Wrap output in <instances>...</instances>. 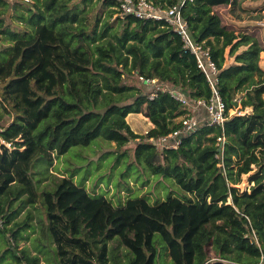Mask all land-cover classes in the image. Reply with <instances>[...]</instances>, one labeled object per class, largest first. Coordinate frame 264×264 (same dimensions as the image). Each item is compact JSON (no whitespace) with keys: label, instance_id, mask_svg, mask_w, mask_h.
Segmentation results:
<instances>
[{"label":"trees","instance_id":"16d2710c","mask_svg":"<svg viewBox=\"0 0 264 264\" xmlns=\"http://www.w3.org/2000/svg\"><path fill=\"white\" fill-rule=\"evenodd\" d=\"M92 1L33 0L22 12V3L0 0V36L11 41L1 49L6 58L0 60V110L14 113L8 125L0 123V214L10 222L18 210L6 213L4 205L26 194L23 202L36 207L41 197L57 264H123L110 256L114 239L128 249L126 264H264V47L256 35L228 29L214 11L234 0H186L182 13L194 39L211 49L224 100L229 105L239 97L242 108L253 110L231 115L224 132L203 122L164 152L151 137L170 133L179 126L177 117L192 110L168 92L151 98L154 85L139 76L179 86L191 99H209L210 84L165 21L122 17L114 0H98L107 5L109 20H89ZM153 1L170 6L180 0ZM14 17L23 28L13 24ZM115 21L119 28L111 25ZM227 49L235 58L229 64ZM255 80L259 84L248 88ZM143 110L153 127L139 134L126 117ZM100 140L118 147L133 143L132 155L127 149L119 154L131 157L120 170L123 181L116 182L118 192L127 191L125 200L119 195L115 205L67 177L39 191L37 165L52 164L53 152L60 158L74 146ZM133 165L158 176L154 187L161 185L165 195L155 193L151 200L130 193ZM253 165L259 169L251 173ZM245 174L250 184L242 190ZM25 225L31 223H17L12 237L22 236ZM7 230L0 228L5 237ZM8 254L4 264H40L27 248L19 254L10 245L0 262Z\"/></svg>","mask_w":264,"mask_h":264},{"label":"rangeland","instance_id":"374dc122","mask_svg":"<svg viewBox=\"0 0 264 264\" xmlns=\"http://www.w3.org/2000/svg\"><path fill=\"white\" fill-rule=\"evenodd\" d=\"M31 5L32 4H20L19 9L20 11L25 12L27 7ZM107 10V5H103L102 2H99L98 0H93L91 4H88L89 16L87 17L89 20H94L97 16H100L103 20H109ZM214 11L219 12L222 17L223 25L228 29L234 30L237 34L246 32L256 35L262 47H264V0H234L231 5L214 7ZM9 14L13 15L12 9L9 11ZM117 15L118 14L113 15L111 20L114 21ZM18 22V18L14 17L13 24L17 25ZM117 23L118 22L116 21L111 22L114 29L119 28ZM19 25L20 26L17 25V28L19 27V29L24 26L22 23ZM19 29L16 30L21 32ZM107 39L114 40L108 34ZM10 44L11 41L6 37L2 38V36H0V55L3 53L1 49L10 46ZM244 48L245 47H241V49ZM263 52L260 54V65L264 68ZM3 54H5V57L1 56L2 58H0V60L6 58V52ZM226 58V64L232 63L235 60L234 56L229 55L228 49L226 52ZM133 79L134 77L129 78V80L134 81ZM254 82H258L259 84V80H255L249 83L248 88L258 85L257 83L253 84ZM234 101L238 104L236 106L234 104L229 110V114L231 115H234L237 112L239 113V111H242L243 115L253 110L251 107L242 108V105L239 103V97ZM186 107L189 108L190 105H187ZM9 110L8 112L4 109L0 110V123L2 125H8L14 117L13 111L10 110V112ZM145 110L142 112H132L126 117V120L131 125L132 129L139 134L145 133L146 130L153 125L149 117L146 115ZM203 114H205V110L203 111ZM179 118L180 117H177L178 121ZM207 118L208 116L205 114L204 119ZM133 147V143L118 147L114 141L108 142L100 140L98 143H93L91 146H74L60 158L56 152H53L52 164H40L34 168V175L39 179V191L44 187L53 189L57 186V182L60 183L64 177H67L73 179L76 185L86 187L90 193H103L110 197L115 205H119V195H121V200H125L128 193L125 190L118 192V184L116 182L119 180L123 181L119 174L120 170L128 165V160L124 161V159L128 158L131 160V157L128 155L120 156L119 154L127 149L132 155ZM136 166H132L135 174L133 175L134 178L133 176L129 178L130 185L132 186L130 193H137L140 196H149L151 200H154V194L160 192L163 197L166 190L163 189L161 185H156V187H154V184H156L155 179H159L158 176L148 174L142 166L139 167L138 171ZM76 168H78V170ZM258 169L259 166L253 165L251 173ZM249 175L250 174L243 175V181L238 185L240 189L244 190L249 187ZM136 177H139V179L135 180ZM104 178L106 179L105 182H103ZM146 180H148L147 183L145 182ZM97 181L98 183L95 184ZM171 182V179H167V184L170 185ZM168 190H171V188L169 187ZM172 190L173 192L177 191L178 195L181 194L182 191L177 184L176 186L174 185ZM25 199L26 194H23L21 198H18L17 200L14 199L12 204L7 203L4 205V211L6 213L12 211V209H15V211L18 210V212L10 222H6V218L0 214V228L8 229L7 232H5L7 233L6 237L0 232V255L6 253L8 247L11 245L12 251H16L19 254L22 249L27 248L31 254L39 255L40 264H57L53 250L54 242L52 241L48 229V218L42 198L39 197L36 207L28 202H23ZM24 221H28V223L30 222L31 226H24L26 229L23 230L22 236H18L17 238L12 237V228L16 227L17 223H22ZM110 246V256L121 261L123 264H126L128 258L125 257V253L128 249L123 243L118 239H114L110 242ZM38 248H41V251H39ZM10 255L11 254H8L7 259L0 262V264L10 261ZM169 259V256H165L166 262L169 261Z\"/></svg>","mask_w":264,"mask_h":264},{"label":"built area","instance_id":"2783aa9c","mask_svg":"<svg viewBox=\"0 0 264 264\" xmlns=\"http://www.w3.org/2000/svg\"><path fill=\"white\" fill-rule=\"evenodd\" d=\"M12 4L22 3L30 4L32 0H7ZM117 3L116 7L120 9V15H131L144 20L165 21L172 26L174 31L181 37L183 47L192 53L197 60V66L205 74L208 83L212 89V95L209 99H191L179 86H173L167 83H162L157 77H146L140 75V81L146 85H154V89L150 93V97L154 98L158 91L168 92L180 104L203 106L208 113V120H200L193 112H187L180 116L179 126L173 129L170 133L151 137L156 149L164 152L168 148L179 146L184 136L189 135L203 125V122L210 125L220 126L222 131L225 130V123L231 116L229 110L231 107L238 104L235 99L230 101L229 105L224 100L220 87V69L217 62L213 59L212 52L209 46L205 45V41L194 39L192 31L189 27L188 20L182 13V6L186 0H180L170 6L157 5L153 0H114ZM242 111L235 114H242ZM150 129V128H149ZM149 129L145 133H148ZM226 137L225 135L218 136L217 144L220 146V153L217 156L221 158L224 155ZM10 145V143H8ZM219 165H222L220 163Z\"/></svg>","mask_w":264,"mask_h":264},{"label":"crops","instance_id":"0c3cea01","mask_svg":"<svg viewBox=\"0 0 264 264\" xmlns=\"http://www.w3.org/2000/svg\"><path fill=\"white\" fill-rule=\"evenodd\" d=\"M189 109H191L192 112L195 113L199 117L200 120H205V121L208 120V118L204 119L205 114H207V116H208V113H207L206 109L203 106H197V105L193 104V105H191L189 107ZM204 110H205V114H203ZM151 127H153V125Z\"/></svg>","mask_w":264,"mask_h":264},{"label":"clouds","instance_id":"9594fccd","mask_svg":"<svg viewBox=\"0 0 264 264\" xmlns=\"http://www.w3.org/2000/svg\"><path fill=\"white\" fill-rule=\"evenodd\" d=\"M12 4V3H11Z\"/></svg>","mask_w":264,"mask_h":264},{"label":"water","instance_id":"95a60500","mask_svg":"<svg viewBox=\"0 0 264 264\" xmlns=\"http://www.w3.org/2000/svg\"><path fill=\"white\" fill-rule=\"evenodd\" d=\"M237 104V103H236Z\"/></svg>","mask_w":264,"mask_h":264}]
</instances>
